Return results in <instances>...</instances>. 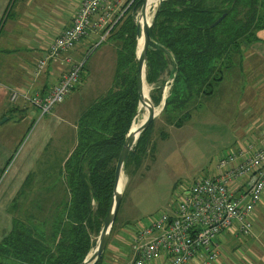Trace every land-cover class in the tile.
I'll use <instances>...</instances> for the list:
<instances>
[{"label":"trees","instance_id":"1","mask_svg":"<svg viewBox=\"0 0 264 264\" xmlns=\"http://www.w3.org/2000/svg\"><path fill=\"white\" fill-rule=\"evenodd\" d=\"M143 1L134 0L110 26L106 41L116 49L112 86L79 117L76 148L53 185H60L67 199L49 216L43 217L44 207L38 204L15 219L10 235L0 243V264H81L96 248L94 238L113 199L116 164L139 110L137 26ZM263 29L264 0H165L150 29L146 63L154 106L162 103L167 74L173 84L163 113L174 126L183 127L195 101L214 94L224 71L243 63L244 48L257 42ZM153 125L140 136L125 170L143 162ZM23 195L25 190L19 198ZM117 221L118 214L111 235ZM103 260L104 255L98 264Z\"/></svg>","mask_w":264,"mask_h":264},{"label":"crops","instance_id":"2","mask_svg":"<svg viewBox=\"0 0 264 264\" xmlns=\"http://www.w3.org/2000/svg\"><path fill=\"white\" fill-rule=\"evenodd\" d=\"M83 1L0 0V120L8 117L9 121L11 114L17 115L21 122L37 117L40 111L23 100L12 103L11 92L48 94L69 70L65 58L70 57L74 62H81L84 49L97 42L99 30H102L101 16L93 18L91 34L73 51L61 60L52 62L40 76H34L38 61L45 56L52 42L71 27ZM113 13L116 16L119 7H115ZM257 36V42L244 48V59H247L252 69L248 75L253 80L245 91V88L242 89L237 99L240 106L232 115V118L235 117L232 124L237 134L235 147L258 140L264 133V29ZM241 94L245 99L241 100ZM82 112L75 121H72V111L65 108H58L53 115L57 122L44 121L43 117H39L38 124L32 130L31 137L19 157L21 159L15 167V163L13 164L0 187V243L10 235L14 220L31 213L34 205L44 206L43 213L49 216L54 208L67 199L59 188L60 185L57 188L53 185L58 181L59 168L76 148L77 123ZM69 127L74 128L72 132ZM53 142L55 143L52 145ZM65 144H69L67 151ZM2 147L0 143V158H4V163L11 154ZM23 190L25 195L19 198ZM253 221L255 228L248 233L246 246L227 245L230 242L228 236L237 237L238 234L230 232L228 235L227 231L224 233L227 235L219 237V260L216 264H264V196L255 210ZM136 230L138 226L126 225L124 220L118 218L115 241L108 243L102 264H124L129 253L130 238L134 233L131 231ZM153 264H161V261Z\"/></svg>","mask_w":264,"mask_h":264},{"label":"rangeland","instance_id":"3","mask_svg":"<svg viewBox=\"0 0 264 264\" xmlns=\"http://www.w3.org/2000/svg\"><path fill=\"white\" fill-rule=\"evenodd\" d=\"M156 7L157 5L151 9L150 17ZM99 32L97 42L84 49L82 61L86 63L80 73L77 88L71 92L63 105L57 106L42 120L57 122L53 115L58 108H65L72 111V121H75L80 112L103 97L111 88L116 68L115 44L102 41L106 28ZM245 59L242 64L235 63L224 71V80L216 85L213 95L202 96L195 101V107L190 109L191 118L183 127L174 126L163 110L157 115L143 162L139 166L132 163L124 171L126 184L118 216L120 220H124V224L135 227L147 223L161 213H169L180 186L192 184L199 178L213 174L219 159L235 149L237 134L232 124L235 117L232 118V115L240 106L237 99L242 89L245 88V91L253 80V77L248 75L251 68ZM163 79L167 82L169 76L165 74ZM149 89L151 97L152 86H149ZM163 91L165 92V89ZM240 98L245 99L243 94ZM158 107L163 106H156ZM10 117L9 121L8 117L0 120V143L2 148L11 154L7 162L2 163L4 158H0V187L13 164L15 163V167L21 159L19 157L31 137L32 130L38 124L41 113L33 120L25 119V122H21L17 115L11 114ZM142 120L143 116L141 124ZM72 129L74 128L69 127L71 132ZM65 145L67 151L69 144ZM46 159L44 158V161ZM22 200L24 201V198ZM253 227L255 228L254 221ZM230 232L238 236H231ZM227 234L230 240L228 246L240 247L248 244V234L233 230ZM98 238L94 239L98 241ZM114 238V234H110L109 243L115 241ZM128 251L124 264H133L131 248H128Z\"/></svg>","mask_w":264,"mask_h":264},{"label":"built area","instance_id":"4","mask_svg":"<svg viewBox=\"0 0 264 264\" xmlns=\"http://www.w3.org/2000/svg\"><path fill=\"white\" fill-rule=\"evenodd\" d=\"M133 1L84 0L71 27L52 42L38 61L34 76H40L52 62L61 60L88 37L96 16H101V27L106 28L102 35L105 41L111 27ZM115 7H119L116 16ZM65 62L69 70L48 94L12 91L10 101L23 100L37 108L41 117L50 114L79 83L84 62H74L70 57H66ZM172 84L173 80L167 81L166 95ZM263 196L264 133L258 140L240 144L222 156L213 174L180 186L169 213H161L138 225L130 238L133 264H153L159 260L161 264H216L219 237L230 230L250 233L253 215Z\"/></svg>","mask_w":264,"mask_h":264},{"label":"water","instance_id":"5","mask_svg":"<svg viewBox=\"0 0 264 264\" xmlns=\"http://www.w3.org/2000/svg\"><path fill=\"white\" fill-rule=\"evenodd\" d=\"M164 1L165 0H159L150 23L141 25L139 22L141 16L146 18L147 0L143 1V5H142V8L139 14L138 26H137V34L139 36L138 44H139L140 39L143 40V47H142L141 52L138 53L137 51L138 68H137V73H136V79H137V87H138V95H139V106L143 98L144 82H146L147 55H148V51L150 49V43H151L150 29ZM220 21L221 19L217 23H219ZM166 98H167V95L164 92L163 100H162V103L160 104L163 106L161 111L163 110L165 106ZM138 113H139V110H138ZM156 117L157 115L155 113V108L153 107L150 109L149 115L146 121L143 123L142 127L140 128L138 137L136 138L135 135L132 134L131 129L129 133L127 134L123 148L120 152V155H119V158L116 164L115 179H114V194H113V199H112L111 206L108 211L104 226L100 232L96 248L92 251V253L88 255V257L81 264H98L100 261H102L103 255L108 247L110 234H111L113 225L115 223V220H116V217H117V214H118V211L121 206L122 199H123V191L118 192V185L121 179V175L125 171V166L127 163L128 156L133 150V148L136 146V144L138 143V140L140 136L142 135V133H144L149 128V126L153 123Z\"/></svg>","mask_w":264,"mask_h":264},{"label":"bare ground","instance_id":"6","mask_svg":"<svg viewBox=\"0 0 264 264\" xmlns=\"http://www.w3.org/2000/svg\"><path fill=\"white\" fill-rule=\"evenodd\" d=\"M158 2H159V0H147L146 18H144L142 16L140 17L139 22L141 25H145L146 23L151 22L152 15H153L152 14L150 17L151 9L154 6L158 5ZM142 47H143V40L140 39L139 44H138V53L141 52ZM146 82H144L143 98H142V102L140 103V106H139V115H138L135 123L132 125V128H131V132H132V134L135 135L136 138L138 137V133H139L140 128L142 127L143 123L146 121V119L149 115L150 109L154 107L156 115H158L162 109V107L156 108L154 106V104L152 103V100L150 97V89H149V86ZM141 116H143L142 124H141ZM125 184H126V176L124 173H122L121 179H120V182L118 185V192L124 191Z\"/></svg>","mask_w":264,"mask_h":264}]
</instances>
